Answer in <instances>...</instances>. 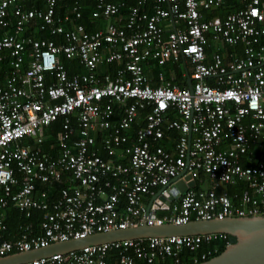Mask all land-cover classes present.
<instances>
[{
  "label": "built area",
  "instance_id": "1",
  "mask_svg": "<svg viewBox=\"0 0 264 264\" xmlns=\"http://www.w3.org/2000/svg\"><path fill=\"white\" fill-rule=\"evenodd\" d=\"M60 1L0 0V208L45 211L36 232L20 226L13 241L0 214V257L144 222L264 216V0H237L225 16L206 15L226 0H155L151 12L147 0H96L91 16L103 26L94 31L79 22L87 0L58 13ZM237 44L241 55L221 54ZM63 59L84 71L69 75ZM168 60L191 87L163 70L153 84L146 66ZM58 118L53 156L41 144ZM171 130L178 136L168 144ZM176 179L195 186L182 193ZM239 182L235 201L218 192ZM165 187L174 197L164 196L166 213L146 215L145 197ZM218 237L226 235L122 239L20 264H109L112 251L116 264H187L184 254L198 264L215 251L201 246Z\"/></svg>",
  "mask_w": 264,
  "mask_h": 264
},
{
  "label": "water",
  "instance_id": "2",
  "mask_svg": "<svg viewBox=\"0 0 264 264\" xmlns=\"http://www.w3.org/2000/svg\"><path fill=\"white\" fill-rule=\"evenodd\" d=\"M187 83L188 87H191L190 78ZM189 177L190 175H186L185 179ZM172 183L182 193L185 192L188 186H195L194 180H190L188 184H185L182 180L176 179ZM165 189L167 187L159 189L157 195L152 196L147 206L146 215L154 218L157 214V209H159V204L163 201H165L166 205H162L160 208L167 210L169 201L174 200V197L169 195L167 191L163 192ZM164 196H167L169 201L164 200ZM151 202L153 203L151 204ZM207 233L225 234L228 242L224 250L218 255L198 264H264V216L192 220L181 225L168 223L149 226L144 222L136 228L129 227L109 232H98L77 239L53 242L46 247L10 253L0 257V264L25 263L50 256L53 253H64L88 245L122 239Z\"/></svg>",
  "mask_w": 264,
  "mask_h": 264
},
{
  "label": "trees",
  "instance_id": "3",
  "mask_svg": "<svg viewBox=\"0 0 264 264\" xmlns=\"http://www.w3.org/2000/svg\"><path fill=\"white\" fill-rule=\"evenodd\" d=\"M95 1L96 0H87V6L84 7L82 10V18L79 19V22L83 23L88 31H94L98 29L99 27L103 26L102 23L98 19H94L91 16V12L95 7ZM110 1H124L126 7L130 4H133L134 0H110ZM155 4V0H147L146 9L151 12L152 6ZM239 2L237 0H226L224 5L219 10H212L207 14L206 16H225L228 12L231 10H234L238 6ZM71 5V0H63L59 2V5L57 7V12H63ZM126 7L122 9L123 14L125 15L127 10ZM27 31V30H26ZM32 36L37 37L39 34L37 31H32ZM56 39L57 37H53ZM212 50V47L210 44L206 47V52L209 53ZM235 54V55H241L242 54V48L240 44H237L235 46H226V48L222 49L221 54L223 56H228L229 54ZM63 64L65 66V69L69 75L74 73H82L84 71L83 66H81L77 61L75 60H69V59H63ZM109 71L114 74L116 70V65L114 63L109 64ZM175 75L173 76V81L177 83L178 85L184 87L187 86L186 78H182L180 75V70L177 67V63L173 64L172 66ZM148 109H142L139 110V117H138V125H133V130L139 126H142L144 124L143 118L144 114L146 113ZM171 117L174 116L172 113L169 114ZM116 118H119V115L117 114ZM62 123L63 119L58 118L55 121L51 122L44 130L45 133V140L41 144V147L43 151L50 152L51 155L55 156L58 153L57 148V140L56 136L57 133L62 129ZM168 134L169 140H165L164 142H167L168 144H172L176 137L178 136L177 130H171L167 131L166 135ZM97 141H99V137L97 136ZM99 146V142H98ZM103 157H106L102 152H100ZM245 186V183L239 182L236 183V185H227L225 187H221L218 192H222L223 190L227 191V193L231 196V199L234 200V193L241 191ZM37 190H45L49 193L50 197L55 198L57 196V188L56 186H49L45 183L37 182L36 183ZM125 205V199L124 197L121 198V206L123 207ZM166 213V211H162ZM0 214L4 215V223H5V229L2 231L3 235L6 239L13 241L18 236L20 230V226L30 224L31 225V231L36 232L39 222L44 218L45 211L43 210H33L30 217H25L23 211L19 210L14 204L9 203L6 207L0 208ZM162 215V214H161ZM228 242L227 235L225 238L218 237L217 239L213 240L209 244H203L199 251H204L208 248L215 249V251H212V254L208 257L211 258L213 256L218 255L220 252L224 250ZM116 252H110L109 255H107V260L109 261V264H116L115 260ZM189 254L182 255V259L186 261L187 264H193L189 259ZM206 259V260H208ZM205 261V260H204ZM203 261H200V263ZM156 264H173V262L170 261L168 258L165 261L158 262Z\"/></svg>",
  "mask_w": 264,
  "mask_h": 264
},
{
  "label": "crops",
  "instance_id": "4",
  "mask_svg": "<svg viewBox=\"0 0 264 264\" xmlns=\"http://www.w3.org/2000/svg\"><path fill=\"white\" fill-rule=\"evenodd\" d=\"M34 31H36V29H34ZM226 58L229 57V56H225ZM173 64H175L172 60H168L166 65L163 66V67H159L157 64L155 63H151V64H148L146 66V72L147 74L153 78V84H158V79H157V75H158V72L160 70H163L164 73L167 75V77L171 76V74L174 76L175 73H174V70L172 68ZM188 79H186V83H187ZM187 86H188V83H187ZM153 195V194H152ZM152 195L150 196H146L145 199H144V204L145 206H148L149 203H150V200L152 199ZM162 206V205H161ZM159 206V209H157V214L156 215H161V214H164V212L162 211H165L166 209H161Z\"/></svg>",
  "mask_w": 264,
  "mask_h": 264
},
{
  "label": "rangeland",
  "instance_id": "5",
  "mask_svg": "<svg viewBox=\"0 0 264 264\" xmlns=\"http://www.w3.org/2000/svg\"><path fill=\"white\" fill-rule=\"evenodd\" d=\"M203 187H206V185L204 184Z\"/></svg>",
  "mask_w": 264,
  "mask_h": 264
}]
</instances>
